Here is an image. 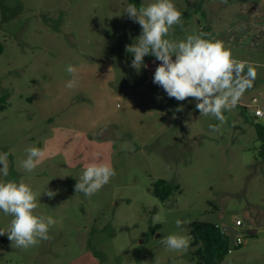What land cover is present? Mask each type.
<instances>
[{
  "label": "rangeland",
  "instance_id": "374dc122",
  "mask_svg": "<svg viewBox=\"0 0 264 264\" xmlns=\"http://www.w3.org/2000/svg\"><path fill=\"white\" fill-rule=\"evenodd\" d=\"M173 2L182 24L169 39L202 32L255 67L252 87L224 112L222 124L200 115L193 98L178 102L153 84L160 63L154 57H144L139 73L130 66L125 49L141 27L121 14L129 0H0V98L8 94L0 100V152L9 153L4 179L30 185L38 198L34 214L56 220L50 238L28 249L0 236V264H194L190 245L172 251L161 239L190 237L191 221H214L221 212L226 225L242 220V242L251 239L245 212L264 207V160H255L254 130L264 120L251 104L255 96L260 105L264 94V0ZM69 64L78 69L72 89L65 87L73 79ZM30 147L44 155L27 172L21 162ZM95 153L116 175L85 197L74 185ZM157 178L178 190L157 199L150 187ZM46 188L58 194L49 200ZM10 221L0 213V228ZM238 249L225 264L233 254L242 256L240 264L260 263L248 248Z\"/></svg>",
  "mask_w": 264,
  "mask_h": 264
},
{
  "label": "clouds",
  "instance_id": "9594fccd",
  "mask_svg": "<svg viewBox=\"0 0 264 264\" xmlns=\"http://www.w3.org/2000/svg\"><path fill=\"white\" fill-rule=\"evenodd\" d=\"M121 14H126L141 27L139 36L125 49L133 57L130 66L139 73L147 67L144 57H154L160 63L153 73V84L161 87L168 98L178 102L193 98L200 115H211L224 123V112L235 109L240 98L252 87L255 67L234 59L223 42L206 39L202 32L187 35L182 40L169 39L173 26L182 24V13L173 0H152L139 8L127 3ZM66 72L73 79L68 80L65 87L72 89L77 83L78 69L69 64ZM182 107L179 105L176 111H181ZM209 127L212 132L220 131L218 125ZM43 155L38 147L28 148L21 167L27 172L34 171L42 163ZM8 157V152H0V213L11 217L7 229L0 228V236L6 235L11 247L28 249L50 238L49 230L56 220L51 215L34 214L38 198L30 185L4 179L9 176ZM115 175L111 163L105 162L100 153H95L93 161L76 179L74 191L90 197ZM43 194L52 200L58 190L46 188ZM175 223L183 231V222L178 219ZM160 242L168 250L186 252L190 237L170 234Z\"/></svg>",
  "mask_w": 264,
  "mask_h": 264
},
{
  "label": "trees",
  "instance_id": "16d2710c",
  "mask_svg": "<svg viewBox=\"0 0 264 264\" xmlns=\"http://www.w3.org/2000/svg\"><path fill=\"white\" fill-rule=\"evenodd\" d=\"M137 8L141 7L139 0H129ZM203 14V13H202ZM3 45L0 43V53ZM8 94L1 96V102L5 101ZM1 105L0 108H3ZM259 146L255 151V160H264V124L254 123ZM152 194L159 200H166L174 190H178L177 184L163 179H153L150 183ZM188 234L190 236V246L192 247V255L195 259L194 264H220L230 250L240 248L241 244L230 241L229 234L221 230L218 222L194 220L188 224ZM248 235V234H247ZM251 236V235H248Z\"/></svg>",
  "mask_w": 264,
  "mask_h": 264
},
{
  "label": "crops",
  "instance_id": "0c3cea01",
  "mask_svg": "<svg viewBox=\"0 0 264 264\" xmlns=\"http://www.w3.org/2000/svg\"><path fill=\"white\" fill-rule=\"evenodd\" d=\"M264 95V94H262ZM261 105V102H260ZM245 216H249L252 219H254L255 221V229L256 232L251 235V239H249L247 242L245 241L242 242V246L238 249H247V255H252L253 258L258 259L260 261L259 264H264V248L262 247V244H264V207H255L254 209H249L248 212H245ZM244 216V217H245ZM223 218H224V214L221 212L219 218H217V220H214L213 222H218L220 225H226L223 222ZM238 219V218H236ZM241 220V219H240ZM251 225V223H250ZM226 226H231V227H235L238 229V227L243 226V222L241 223L240 226H235V222L233 225H226ZM252 227V225H251ZM251 227H249L248 229H251ZM247 229V230H248ZM246 230V233H247ZM259 233H263V235L261 237H259ZM237 250V251H238ZM236 251V250H235ZM231 252V251H230ZM229 254H232V252ZM228 255V254H227ZM226 255V257H227ZM226 257L224 258V260L220 263V264H225L226 262ZM242 261V256L240 254H233L229 261H227L226 264H240Z\"/></svg>",
  "mask_w": 264,
  "mask_h": 264
},
{
  "label": "built area",
  "instance_id": "2783aa9c",
  "mask_svg": "<svg viewBox=\"0 0 264 264\" xmlns=\"http://www.w3.org/2000/svg\"><path fill=\"white\" fill-rule=\"evenodd\" d=\"M251 104L254 106V116L257 118H260L262 120H264V109L261 108V106L259 105V98L258 97H252L251 99ZM242 223V220L240 219H236L235 220V226H240ZM232 242H235L237 244H241L242 243V239L239 236V232L237 234L234 235Z\"/></svg>",
  "mask_w": 264,
  "mask_h": 264
},
{
  "label": "water",
  "instance_id": "95a60500",
  "mask_svg": "<svg viewBox=\"0 0 264 264\" xmlns=\"http://www.w3.org/2000/svg\"><path fill=\"white\" fill-rule=\"evenodd\" d=\"M260 106H261L262 109H264V95H262L261 105ZM244 219L247 220L252 225L251 229L247 230V234L248 235H253L256 232V229L254 227L256 223H255L254 219H252L249 216H247V217L245 216ZM220 226H221V230L222 231H224V232L229 234L230 241L232 242V239H233L234 235L239 232V229H237L235 227H231V226H226V225H220Z\"/></svg>",
  "mask_w": 264,
  "mask_h": 264
}]
</instances>
